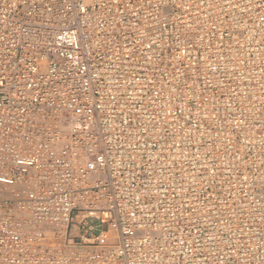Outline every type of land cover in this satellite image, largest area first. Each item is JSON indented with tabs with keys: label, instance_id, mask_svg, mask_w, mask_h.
Listing matches in <instances>:
<instances>
[{
	"label": "built area",
	"instance_id": "1",
	"mask_svg": "<svg viewBox=\"0 0 264 264\" xmlns=\"http://www.w3.org/2000/svg\"><path fill=\"white\" fill-rule=\"evenodd\" d=\"M0 264H264V0H0Z\"/></svg>",
	"mask_w": 264,
	"mask_h": 264
}]
</instances>
